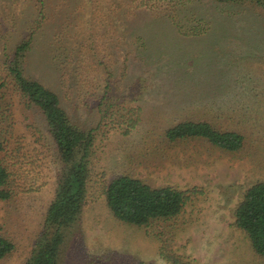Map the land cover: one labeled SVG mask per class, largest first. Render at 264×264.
I'll list each match as a JSON object with an SVG mask.
<instances>
[{
    "label": "rangeland",
    "instance_id": "1",
    "mask_svg": "<svg viewBox=\"0 0 264 264\" xmlns=\"http://www.w3.org/2000/svg\"><path fill=\"white\" fill-rule=\"evenodd\" d=\"M28 38L26 74L93 134L84 207L57 264H264L234 223L247 188L264 180L263 8L253 0H0V139L12 188L0 198V234L15 244L3 264H28L60 166L44 115L8 71ZM184 118L238 130L244 145L164 139ZM121 174L184 191L182 211L145 226L119 221L105 192Z\"/></svg>",
    "mask_w": 264,
    "mask_h": 264
},
{
    "label": "trees",
    "instance_id": "2",
    "mask_svg": "<svg viewBox=\"0 0 264 264\" xmlns=\"http://www.w3.org/2000/svg\"><path fill=\"white\" fill-rule=\"evenodd\" d=\"M242 2L244 0H217ZM264 9V0H253ZM141 3L136 8L147 9ZM144 7V8H142ZM31 40L17 45L8 71L12 84L45 117L48 130L56 144L57 161L55 194L44 218L42 230L36 239L28 264H57L66 230L74 226L82 213L88 179V162L93 142L91 130L74 124L61 106L58 93L47 88L25 72L26 53ZM4 86L0 82V94ZM163 138L175 142L184 139H202L211 145L237 151L244 145L245 136L235 129H222L207 119L184 118L167 127ZM5 142L0 139V198L9 199L11 177L5 161ZM106 204L114 217L135 226L149 225L157 219L177 216L186 201V194L172 186H153L138 177L121 174L106 188ZM235 225L248 235L256 253L264 255V180L247 188L234 212ZM15 244L0 234V264L14 250Z\"/></svg>",
    "mask_w": 264,
    "mask_h": 264
}]
</instances>
